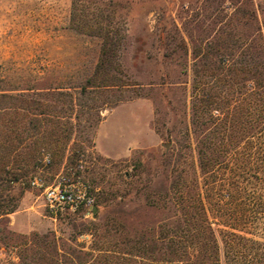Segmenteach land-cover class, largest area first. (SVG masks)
I'll return each mask as SVG.
<instances>
[{
	"label": "rangeland",
	"instance_id": "rangeland-1",
	"mask_svg": "<svg viewBox=\"0 0 264 264\" xmlns=\"http://www.w3.org/2000/svg\"><path fill=\"white\" fill-rule=\"evenodd\" d=\"M238 7L249 17L235 28L237 35H245L248 47L256 46L259 36L264 42V0L122 1L118 21L126 35L120 62L124 77L143 97L106 106L100 117L95 113L101 121L88 131V143L77 141L74 130L56 148L41 144L35 156L26 153L25 161L11 163V175H0V209L16 206L0 219V264H28L34 239L42 237L70 264H154L161 224H168L172 237L179 219L175 201L168 196L163 205L159 199L170 193L179 173L204 182L192 124L193 46L225 30ZM72 8L73 0H0L1 89L16 93L51 86L76 93L98 63L101 40L70 29ZM232 62L222 65L218 84L225 146L219 177L226 187L210 197L207 215L221 264H264V115L255 75L249 69L234 74ZM243 98L250 99V108L241 105ZM68 127L63 124L61 136ZM233 128L244 130V136L232 139ZM97 137L100 150L110 156L99 151ZM5 152L1 149L0 156ZM42 154H51L52 163L39 164ZM15 155L10 157L16 160ZM40 170L48 183L76 172L90 186L97 213H65L52 220L41 192L30 186ZM233 183L240 185L236 192ZM242 218L246 225L239 223ZM229 223L246 226L249 233L242 234L255 243L236 242L226 255L231 243L224 225ZM122 251L132 255H119Z\"/></svg>",
	"mask_w": 264,
	"mask_h": 264
},
{
	"label": "trees",
	"instance_id": "trees-1",
	"mask_svg": "<svg viewBox=\"0 0 264 264\" xmlns=\"http://www.w3.org/2000/svg\"><path fill=\"white\" fill-rule=\"evenodd\" d=\"M122 1L73 0L70 29L101 40L98 63L93 73L75 88V94L63 87L51 86H31L26 88L27 91L16 93H8L0 88V150H6L5 156H0V175H11V163L25 161L26 153L30 157L35 156L37 147L39 149L41 144L56 148L59 140H69L74 130L78 131L77 141L88 143L91 140L88 131L94 129L101 121V118H93L95 113L100 117L99 113L106 106L114 108L120 103L143 97L140 88L124 77L125 72L120 62V51L126 35L118 21ZM248 17L249 14L242 7L236 8L223 28L225 30L218 32V35L206 44L203 43L205 40H201L193 46L195 62L192 124L197 139L198 169L204 182L200 183L197 177L190 182L188 177L179 173L172 182L170 195L166 194L159 199V202L162 201L165 205L166 197L170 196L178 207L179 219L176 221L175 235L172 237L169 236L168 224H161V246L157 260H152L154 264H221L218 237L209 222L206 203L210 197L221 193L226 187L219 177L225 148L221 120L218 116L223 103L218 87L223 64L232 60L229 68L234 74L239 70L249 69L255 75L258 106L264 115V42L259 36L255 39L257 45L248 47L245 45V35L238 36L235 30L237 26L244 25ZM252 17L257 18L255 14ZM240 100L241 105L245 103L247 109L251 107L250 99ZM74 111L75 117L72 118ZM214 111H217V114ZM63 124L69 127L64 130L66 135L61 136ZM244 133V130L233 128L232 139L239 140ZM78 145L76 146L80 149H75L80 153L83 147ZM41 150L45 149L41 148L39 155ZM12 154H16V160L10 157ZM53 154L58 155L56 152ZM43 159L44 155L42 160L37 158L36 161L40 164ZM50 159L52 163L51 154ZM231 185L232 192L240 189V185ZM15 210L16 206L0 209V219ZM244 220L242 218L239 223L246 225ZM242 225H224L229 229L224 233L231 243L226 255L230 250L235 251L236 242L255 243V240L242 234L249 233L246 226ZM46 239H34L35 251L28 264H70L69 258L60 256L53 242L45 241ZM224 244L226 246L227 240ZM118 254L132 255L125 251Z\"/></svg>",
	"mask_w": 264,
	"mask_h": 264
},
{
	"label": "built area",
	"instance_id": "built-area-1",
	"mask_svg": "<svg viewBox=\"0 0 264 264\" xmlns=\"http://www.w3.org/2000/svg\"><path fill=\"white\" fill-rule=\"evenodd\" d=\"M50 163V156L44 155L43 164L48 166ZM78 167L82 169L81 165ZM39 172L30 179V186L41 192L44 207L52 220L65 213H92L95 200L91 188L76 172H70L69 176H57L52 183L45 180L41 170Z\"/></svg>",
	"mask_w": 264,
	"mask_h": 264
},
{
	"label": "crops",
	"instance_id": "crops-1",
	"mask_svg": "<svg viewBox=\"0 0 264 264\" xmlns=\"http://www.w3.org/2000/svg\"><path fill=\"white\" fill-rule=\"evenodd\" d=\"M97 147H98V137H97ZM98 148H99V147H98ZM99 151H100L103 155H105V156H110L109 154L102 152V151L100 150V148H99Z\"/></svg>",
	"mask_w": 264,
	"mask_h": 264
},
{
	"label": "water",
	"instance_id": "water-1",
	"mask_svg": "<svg viewBox=\"0 0 264 264\" xmlns=\"http://www.w3.org/2000/svg\"><path fill=\"white\" fill-rule=\"evenodd\" d=\"M97 210H98V208L96 206H94V208L92 210L93 215H95L97 213Z\"/></svg>",
	"mask_w": 264,
	"mask_h": 264
}]
</instances>
